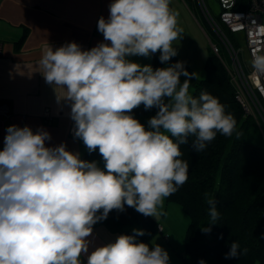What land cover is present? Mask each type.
<instances>
[{"label":"clouds","instance_id":"clouds-1","mask_svg":"<svg viewBox=\"0 0 264 264\" xmlns=\"http://www.w3.org/2000/svg\"><path fill=\"white\" fill-rule=\"evenodd\" d=\"M170 4L113 0L108 18L97 23L105 42L89 50L76 42L44 50L37 72L57 103L69 105L74 137L89 153L98 149L103 165L81 159L64 143L49 147L51 134L43 127L10 125L0 150V264H84V256L86 264H170L162 246L137 240L142 229L89 252L94 226L111 211L127 206L145 217L162 214L164 200L187 182L180 146L190 137L199 153L218 133L236 131L234 116L217 97L189 92L199 73L184 61L168 64L183 33ZM157 52L168 66L154 69L130 59ZM251 66L264 76V54L254 55ZM140 105L157 110L147 126L132 115ZM205 198L210 219L201 231L210 233L220 213L217 200L209 193ZM247 252L233 241L225 258Z\"/></svg>","mask_w":264,"mask_h":264},{"label":"trees","instance_id":"trees-1","mask_svg":"<svg viewBox=\"0 0 264 264\" xmlns=\"http://www.w3.org/2000/svg\"><path fill=\"white\" fill-rule=\"evenodd\" d=\"M24 38L25 33L14 43L16 49ZM208 52L203 62V78L192 79L191 94L198 96L207 91L217 97L226 113L234 116L236 131L230 137L218 133L199 153L191 147L194 137L189 138L188 144L181 145L183 155L180 158L189 165L188 179L164 201L178 204L188 216L181 254L183 264H199L200 260L205 264H264V130L260 131L252 118L244 114L234 98V89L223 64L210 49ZM159 55V52L151 55L154 69L165 65L160 62ZM176 61L180 60L175 56L168 64ZM148 111L155 114L157 110ZM81 155V159L103 165L98 149L89 153L85 146ZM205 193L217 200L220 213L217 224L211 225L210 233L201 231V226H209L210 219ZM157 224L152 217H145L134 208L125 206L123 212L113 210L106 220L95 226L102 225L119 235H133V229H142L145 235L137 240L155 245L153 236ZM233 241L239 243L241 252L245 248L248 252L226 259Z\"/></svg>","mask_w":264,"mask_h":264},{"label":"crops","instance_id":"crops-1","mask_svg":"<svg viewBox=\"0 0 264 264\" xmlns=\"http://www.w3.org/2000/svg\"><path fill=\"white\" fill-rule=\"evenodd\" d=\"M112 2L0 0V104H4L8 110L2 120L0 150L3 149L6 129L10 125H27L33 130L40 127L46 129L51 134V140L47 142L49 147L64 143L69 151L78 152L81 158L85 145L74 137V129L70 131V107L66 103H57L53 87L46 84L37 72L38 64L48 44L59 47L76 42L82 49L89 50L105 42L97 23L101 16L108 18ZM185 15L183 13L185 22H178L179 27L188 23ZM23 33L25 38L16 49L14 43ZM173 43L177 47L181 41ZM130 59L140 64H151V56H134ZM136 109L143 111H133L132 115L147 126V121L155 114L145 110L143 105ZM160 226L165 233L164 225ZM116 237L104 226H95L93 235L89 237V252L114 241ZM169 245L171 247V243ZM82 260L86 264L87 256L82 257ZM170 262L181 264L177 259H171Z\"/></svg>","mask_w":264,"mask_h":264},{"label":"built area","instance_id":"built-area-1","mask_svg":"<svg viewBox=\"0 0 264 264\" xmlns=\"http://www.w3.org/2000/svg\"><path fill=\"white\" fill-rule=\"evenodd\" d=\"M195 1L214 39L207 37L209 49L224 65L235 100L244 114L260 130L264 129V76H257L251 66L254 55L264 54V0H218L217 17L210 14L205 0ZM226 30L231 35L241 32L244 45H239L237 38L229 37ZM7 114L6 106L0 104V130ZM74 128L72 120L70 131Z\"/></svg>","mask_w":264,"mask_h":264},{"label":"rangeland","instance_id":"rangeland-1","mask_svg":"<svg viewBox=\"0 0 264 264\" xmlns=\"http://www.w3.org/2000/svg\"><path fill=\"white\" fill-rule=\"evenodd\" d=\"M205 3L207 4L210 14L217 17L220 12L218 0H205ZM170 7L178 13V22H185L183 13H186L185 16H187L186 20L188 22L186 25L180 26L183 28V33L180 39L181 43L177 45L178 55L176 57L179 58L180 61L185 62V65L189 68L188 71L192 70V72H197L200 78H203V62L209 53V41L207 37L211 40L214 39L203 15H201L202 11L194 0H174L171 1ZM232 36L237 38L239 45H244L242 41L244 38L241 32L233 34ZM166 65L168 66V64H165L164 67H166ZM184 79L185 77H181V82H183ZM189 92H192V85ZM159 211L162 214L156 218H152L159 221L158 223H160V225H164L166 237H164L162 233L156 232L153 236V242L159 244L168 252L170 260L177 259L181 261L180 258L184 251V233L188 225V216L186 212L181 210L178 204L173 202L166 203V201H164L163 207L159 209ZM115 234L119 236V234ZM169 243H171V247ZM181 264H183L182 261Z\"/></svg>","mask_w":264,"mask_h":264}]
</instances>
